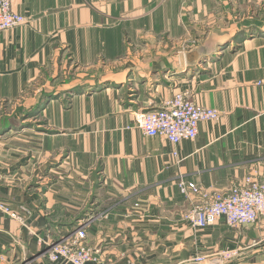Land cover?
Returning <instances> with one entry per match:
<instances>
[{
    "label": "crops",
    "instance_id": "0c3cea01",
    "mask_svg": "<svg viewBox=\"0 0 264 264\" xmlns=\"http://www.w3.org/2000/svg\"><path fill=\"white\" fill-rule=\"evenodd\" d=\"M213 1L18 0L25 23L0 32V100L14 106L43 79L60 96L44 108L61 116L38 136L40 182L34 149L14 150L0 122V198L30 210L23 222L0 211V264H63L46 243L88 216L86 243L100 249L89 264H264V245L222 256L263 233L264 216L252 231L184 216L200 197L180 177L219 191L264 180V0ZM179 92L220 117L179 144L136 126Z\"/></svg>",
    "mask_w": 264,
    "mask_h": 264
},
{
    "label": "built area",
    "instance_id": "2783aa9c",
    "mask_svg": "<svg viewBox=\"0 0 264 264\" xmlns=\"http://www.w3.org/2000/svg\"><path fill=\"white\" fill-rule=\"evenodd\" d=\"M18 0H0V32L16 28L25 23L26 18L15 10ZM220 111L213 107L197 104L190 92H180L167 100L160 108L140 111L136 119L139 128L149 136H162L174 144L182 140L194 139L199 134L200 123L215 120ZM177 155V151H174ZM183 194L197 193L199 201L186 211L185 218L197 228H205L225 219L231 226L248 227L256 224L264 216V181L248 177L245 182L234 183L228 191L203 189L194 182L179 178ZM0 211L11 218L24 221L30 213L26 204L14 208L0 199ZM91 220L83 221L69 236L46 243L45 254L53 263L89 264L99 262L98 252L86 243L87 230ZM237 251H224L223 259L232 258ZM203 256L198 257L203 261Z\"/></svg>",
    "mask_w": 264,
    "mask_h": 264
},
{
    "label": "rangeland",
    "instance_id": "374dc122",
    "mask_svg": "<svg viewBox=\"0 0 264 264\" xmlns=\"http://www.w3.org/2000/svg\"><path fill=\"white\" fill-rule=\"evenodd\" d=\"M225 1L227 3L230 0H225ZM218 3H219V0L213 1L214 6H217ZM216 21L218 22V20ZM213 22L214 21H212V23ZM43 83H44L43 79H37L35 83L28 86L16 99H14V106L10 104L9 100H0V122L3 123L2 125L5 126L6 129H8V130L5 129L6 131L3 132V136H12L11 137L12 139L11 138L10 139L13 141L14 150L25 151L27 148L34 149L36 158H35V163L33 165V168H34L35 175H37L39 179L37 180L35 178H32V180L36 182L42 181V176H43L42 160H43V148L44 147L42 145H44V143L38 140V136H40L43 133L44 128L53 129L52 127H49V119L58 120V118L61 116V110H59V108H53L51 110H46V108H44L46 103L48 105L53 100L55 101L57 100V102H59L58 100L60 96H58V94H48L45 90L47 87H45ZM28 96L29 98H33L34 101L38 99V103L35 109L31 110L29 108L31 105L29 101L24 100ZM26 114L30 115V117L27 119H25L27 117ZM53 120H52V123L56 124ZM26 122H30L32 126H27L28 124H26ZM46 122L48 123V125H45L47 124ZM136 126L139 128L138 124H136ZM248 177L256 178L253 175H247L244 178L243 182H245V180ZM257 179H260V177H258ZM90 218L91 216H88L86 220H92ZM232 227H234L233 229L239 228L236 226H232ZM253 229L254 227L250 226V227L245 228L244 230L252 231ZM261 245H264V232L260 233L257 236H254V238L250 240V243L247 245H244L241 250L239 249V247H235V248L228 247L227 250L237 251V254L234 257H232V258H235V257L241 256L240 252L242 250L244 251L245 247H259ZM251 253L252 251L248 252L247 254L252 256ZM247 254H243L241 257L247 256ZM232 258H227L226 260H230ZM262 258L264 259V256ZM261 262L262 260H260V263Z\"/></svg>",
    "mask_w": 264,
    "mask_h": 264
}]
</instances>
